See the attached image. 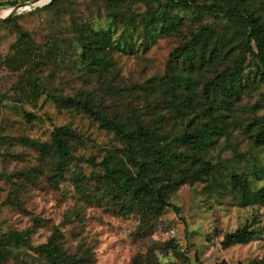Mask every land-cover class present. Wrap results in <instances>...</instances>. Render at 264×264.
<instances>
[{
    "label": "rangeland",
    "instance_id": "1",
    "mask_svg": "<svg viewBox=\"0 0 264 264\" xmlns=\"http://www.w3.org/2000/svg\"><path fill=\"white\" fill-rule=\"evenodd\" d=\"M29 1L0 0V17H5L0 20V58L8 54L17 27L27 31L38 48L55 39L64 51L46 57L39 66L36 77L43 93L34 103L22 99L16 89L23 73L0 66V96L7 98L0 102V235L34 230L31 249H20L2 264H48L46 256L35 248L52 236L69 255L83 260L89 257L81 264H131L136 257L147 256L155 264H251L262 259L264 201L255 195L264 188V144H256L253 137L261 134L264 139V78L255 71V63L247 54L241 65L246 91L228 110L216 102L208 112L222 131L214 145L200 155L195 167L206 162L214 166V171L188 181L172 193L168 202L177 211L166 208L158 217L120 208L118 202L126 195L97 180L94 176L103 170L84 161L98 164L107 154L124 159L122 145L115 136L80 110L58 109L45 100L48 94L75 101L90 98L99 102V108L109 117L131 123L139 119L147 124L162 114L163 129L170 136L191 130L208 120L206 105L183 109L174 116L171 107L179 100L170 101L168 95H162L159 85L168 68L188 70L170 60L176 48L201 26L221 30L225 20L175 9L173 15L181 18L177 29L162 35L146 51L140 49L133 55L113 52V65L99 75L88 73L77 59L79 50L75 53L68 43L74 37V23L85 22L94 29L105 27L106 12L101 0H69L58 10L44 7L48 3L35 12L18 9L10 14L13 8ZM249 1L257 13L263 14L260 0ZM149 3L161 6L163 1ZM146 8V3L135 0L120 10L126 16L134 13L138 22ZM12 15L13 19L6 21ZM191 75L199 77L195 96L200 98L203 83L215 71H195ZM178 94L193 97L192 91L183 89ZM24 111L34 117L27 120ZM188 120L192 121L190 126ZM220 121L224 124L220 125ZM65 125L78 139L73 143L74 159L68 163L63 180H57L51 172L53 159L42 157L29 142H50L52 131ZM232 175L240 178V184H231ZM244 181H248L245 197L241 191ZM244 227L254 232L248 243L222 246L226 234Z\"/></svg>",
    "mask_w": 264,
    "mask_h": 264
},
{
    "label": "trees",
    "instance_id": "2",
    "mask_svg": "<svg viewBox=\"0 0 264 264\" xmlns=\"http://www.w3.org/2000/svg\"><path fill=\"white\" fill-rule=\"evenodd\" d=\"M48 1L44 0L40 5ZM68 1L52 0L44 7L58 10ZM132 1L135 0H101L106 12L105 27L94 29L85 22L80 25L73 22L75 33L68 45L75 53L79 50L77 59L82 62L88 73L102 75L113 65L110 56L113 52L133 55L140 49L146 51L162 35L177 29L181 18L176 14L173 15L175 9L185 12L194 10L199 17L209 16L225 20L221 30L211 25L201 26L185 43L176 48L171 53L170 60L188 70L174 71L171 67L168 68L164 81L159 85L162 95H168L170 101L179 100L171 107L174 116L183 113V109L199 108L204 103L206 105L204 113L208 120L202 125L192 127L191 130L170 136L163 129L162 114H157L156 119L147 124L139 119L131 123L105 115L99 108V102H94L90 98L75 101L63 95L48 94L45 100L51 101L58 109L80 110L97 122L101 129L115 136L122 145L121 151L125 160L122 156L107 154L98 164L91 160L84 161L103 170L101 175L94 176L97 180L102 181L109 189L122 191L126 195L118 202L120 208L126 212L135 211L141 215L158 217L166 208L177 211L168 202V197L172 193L188 181L214 171V166L209 163L201 162L197 167L195 164L200 155L214 145L215 137L222 131L209 116L208 112L212 109V105L220 102L228 110V107L246 91V85L242 84L243 55L247 54L250 57L255 63V71L264 78V0H260L263 14L257 13L249 0H212L209 3H200L198 0H162L161 6H152L149 3L155 0H139L146 3L147 8L139 15L138 22L134 13L126 16L120 10L121 6ZM39 8L36 7L29 12H35ZM12 19L13 15L6 21ZM139 26L140 30L136 31ZM63 51L59 41L55 39L44 44L41 49L38 48L30 34L17 27L15 40L9 46L8 54L0 58V66L11 72L23 73L16 89L22 99L34 103L43 93L42 83L36 77L39 66L41 67L46 57L51 58ZM195 71H215V75L203 83L200 98H197L199 95L195 96V89L200 87L199 77H191ZM180 89L192 91L193 97L182 98L178 94ZM6 99L5 96H0V102ZM194 100H196L195 106L191 105V101ZM24 117L30 120L34 116L24 111ZM262 119L264 120V117ZM188 123L190 126L192 121ZM219 124L224 123L220 121ZM77 139L70 126L65 125L52 131L50 142L30 141L29 145L42 157L53 159L52 177L63 180L68 163L74 159L73 143ZM253 140L258 145L264 144L261 134L254 135ZM74 179L77 181L78 177ZM240 182L238 176H231V184L235 186ZM247 186L248 181L241 184L243 197L247 192ZM255 198L264 201V188L257 192ZM33 233V229L2 233L0 264L7 257L15 256L22 248L31 249L30 239ZM253 236L254 232L244 227L226 234L222 246L228 248L245 244ZM35 249L46 256L48 264H81L89 258L82 255L87 257L83 260V257L69 255L55 242L54 236L50 237L46 244ZM131 264H155V262L147 256L146 259L136 257ZM251 264H264V257Z\"/></svg>",
    "mask_w": 264,
    "mask_h": 264
},
{
    "label": "water",
    "instance_id": "3",
    "mask_svg": "<svg viewBox=\"0 0 264 264\" xmlns=\"http://www.w3.org/2000/svg\"><path fill=\"white\" fill-rule=\"evenodd\" d=\"M39 1L40 0H31V1H29V2H26V3H24V4H22V5H20V6H17V7H15V8H13V10H12V12H10V14H12V13H14V12H16L18 9H20L21 7H23L24 5H28V6H30V5H36V4H38L39 3ZM52 0H49L48 2H46L45 4H43V5H46V4H48V3H50ZM9 14V15H10ZM8 15V16H9ZM5 19V17H0V20H4Z\"/></svg>",
    "mask_w": 264,
    "mask_h": 264
},
{
    "label": "built area",
    "instance_id": "4",
    "mask_svg": "<svg viewBox=\"0 0 264 264\" xmlns=\"http://www.w3.org/2000/svg\"><path fill=\"white\" fill-rule=\"evenodd\" d=\"M41 6H43V4L40 5L39 3L36 4V5H30V6L24 5L23 7L20 8V10L21 11H28L29 12V11L35 9L36 7H41Z\"/></svg>",
    "mask_w": 264,
    "mask_h": 264
}]
</instances>
